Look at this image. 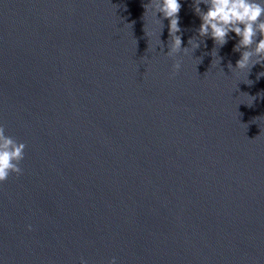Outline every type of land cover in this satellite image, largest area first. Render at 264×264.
Listing matches in <instances>:
<instances>
[{
	"label": "water",
	"instance_id": "95a60500",
	"mask_svg": "<svg viewBox=\"0 0 264 264\" xmlns=\"http://www.w3.org/2000/svg\"><path fill=\"white\" fill-rule=\"evenodd\" d=\"M0 264H264V0H0Z\"/></svg>",
	"mask_w": 264,
	"mask_h": 264
}]
</instances>
